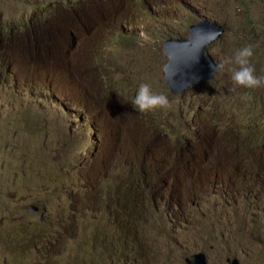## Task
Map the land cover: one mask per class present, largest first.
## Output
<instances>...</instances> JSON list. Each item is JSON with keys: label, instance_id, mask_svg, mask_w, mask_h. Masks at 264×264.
I'll return each mask as SVG.
<instances>
[{"label": "rangeland", "instance_id": "1", "mask_svg": "<svg viewBox=\"0 0 264 264\" xmlns=\"http://www.w3.org/2000/svg\"><path fill=\"white\" fill-rule=\"evenodd\" d=\"M107 1L0 0V24L6 29L0 32V223L7 228L18 214L28 217L18 219L21 223L41 221L40 212L22 205L43 203L39 188H46L50 199L49 219L31 226V243L16 251L35 249V264H50L46 254L52 242L67 254L68 264L76 253L81 256L76 264H184L196 250L207 254L210 264L232 258L264 264V220L254 233L250 220L245 225L230 206L248 185L244 198L264 192V132L251 126L247 133L242 125L253 107L260 104L264 114V88L233 91L222 68L210 81L172 97L168 107L140 113L131 103L138 85L161 88L168 57L158 39L147 44L139 39L142 20L126 26L108 22L122 11L104 17ZM131 1L156 6L143 22L152 36L156 30L184 32L185 23L199 16L221 21L230 33L211 48L216 64L251 44L259 53L252 63L256 74L264 75V0ZM61 6L65 14L57 25L39 23L56 19ZM90 21L129 48L115 53L127 72L99 78L88 59L72 64L79 53L68 61L69 42ZM27 24L33 33L23 37L17 27ZM25 52L31 59L48 57L33 85L23 84L36 72L30 60L19 67ZM224 144L230 155L224 156ZM148 155L153 160L141 167ZM33 166L39 179L27 185ZM81 208L79 219H100L96 229L76 227ZM142 208L154 224L145 223ZM146 224L152 232H144ZM94 237L92 263H85L81 247ZM13 245L0 237V264H11ZM112 251L126 256L118 262L101 258Z\"/></svg>", "mask_w": 264, "mask_h": 264}, {"label": "clouds", "instance_id": "2", "mask_svg": "<svg viewBox=\"0 0 264 264\" xmlns=\"http://www.w3.org/2000/svg\"><path fill=\"white\" fill-rule=\"evenodd\" d=\"M111 3L110 6H106L107 3ZM107 3L103 5L101 8L102 12L104 13V17L108 14L116 15L118 12L122 11L121 17L116 20L115 17L108 22L118 23L121 26H126L127 24H134L137 20H142V25L139 29V39H141L144 43H149L151 38H156L162 42V49L165 56L168 57L165 65L169 62V56L164 52V44L167 41H177L183 40V44L185 46H191L190 44H194L195 40L199 39L201 41V47L205 49L206 56L211 59L212 64L214 65V73L212 74V78L214 74L222 68H226L227 72L229 73V79L231 84L233 85V91L235 88H244V89H256V88H264V75L256 74V70L253 64L258 58V52L254 49V46L249 44L245 45L238 50H236L231 56H226L222 59L219 64H216L215 58L217 57L215 54L211 52V48L218 44L223 39L227 38L230 29L229 26L225 25L221 21H216L204 17H200L197 20L194 18L185 23L184 32L182 31H175L169 34V38L162 39V35L165 31L156 30L152 35L148 33V31L143 27V22L145 17L150 14L156 6L135 2L131 0H108ZM131 4H133V8H131ZM55 5V4H53ZM54 8V6L52 7ZM65 11V8L61 6L55 13H57V18L54 20L47 19L44 22H39L42 25H57L61 17ZM54 13V14H55ZM53 14V15H54ZM69 19H72L68 16ZM95 23L91 22L83 28L76 36L72 38V40L68 44L67 48V58L68 61L76 54L79 53L82 57H75V58H83L88 59L89 66L93 74L99 78H105L111 73H118V72H127L123 67L117 65V61L122 59V56H115L116 51L121 49V46L124 48L129 49L127 46L122 44L117 40V38L107 32L103 26H94ZM18 33L21 34L23 37L26 35H30L33 33L32 27L28 24L24 27H17ZM5 29L4 25L0 24V32H3ZM52 33V32H50ZM148 34L151 36L149 37ZM119 37V36H118ZM122 38V37H121ZM122 41V40H121ZM88 55H97V58H88ZM197 55L195 54L192 60H195ZM39 59V60H37ZM37 59H31L27 53L24 54L23 62L20 64L21 67L23 64L26 63L27 60L34 62L36 67V72L29 77H24L23 84L28 85L31 83L34 84V79H40L36 75L40 71L42 67L47 65L48 57H42ZM253 63V64H252ZM164 65V67H165ZM159 64L154 65V67H158ZM163 67V71H164ZM90 74V73H89ZM130 74V73H129ZM97 77H93L94 81H99ZM211 78V79H212ZM210 79V80H211ZM41 80V79H40ZM208 80V81H210ZM48 82H51L48 79ZM206 81H201L200 86ZM195 85H190L184 89L183 92H187L191 87ZM14 91L17 89L14 87ZM182 92V93H183ZM182 93L174 94L170 89L169 86L164 81L163 75V82L161 88H159L156 84L150 86L147 83H140L134 94V98L132 100V106L140 113H147L157 109H163L169 106V100L172 97H176ZM243 98V97H242ZM260 99H258V103ZM94 106L92 105H84V108L90 109ZM260 104L257 107H253L250 112H248L245 121H242V125L247 131V133H251V126L258 127L261 131L260 133L263 134L264 130V114L260 112ZM264 143V140H263ZM28 177V176H27ZM39 176L36 173V167L33 166L32 168V175L30 176L27 185H37L36 182L38 181ZM106 184V183H105ZM248 185V182H247ZM251 189V185H248L247 188L240 194L236 195L231 203V208L236 211L239 215L243 218L240 221H244L245 225L247 220H250V225L248 229L252 230L254 233H257V229L259 230V222L264 220V192L259 191L260 195L256 197H248L244 198V192ZM38 192L43 194V203H37L36 201H32L28 204L22 205L24 210L28 211L30 208L31 213H39L41 215V221H30L28 223H21L18 222V219L22 218L23 214H18L11 226L5 228L2 223H0V237L2 239L10 238L14 241L13 248L11 253L9 254L11 264H15L14 260H17V264H25L27 260L32 262L31 264H35L34 261L38 258V253L35 249H29L23 253V255H19L16 251L19 246H23L28 248V244L31 243L32 234L30 231L31 226H42L46 220H48V205L47 203L50 199L47 197L48 190L46 188H39ZM255 192V190H253ZM251 194V191L249 192ZM21 196L20 204L24 202L26 197ZM247 196V195H245ZM55 199V198H54ZM143 210V208H142ZM83 211L81 208L75 215V225L79 229H96L99 226L100 219H79L78 215L79 212ZM144 217L146 222L145 223H152L154 224L155 220L149 219L145 214L144 210ZM68 213L65 212L64 217H68ZM25 219L28 218L24 216ZM5 222V221H4ZM144 225L143 229L144 232H152V227L148 225ZM98 239L94 237L92 240V244L88 247H81L83 251V259L85 263H92L90 261V254L94 247L95 240ZM263 239V236L262 238ZM260 238L257 239L261 240ZM197 254H202L204 256L206 264H210L211 260L207 254H204L202 250H196V252L183 259L184 264H187L186 260H192V257ZM50 264H68L67 263V254H63L60 250L53 245V242L50 243V247L48 249V253L46 254ZM126 256L121 251H112L107 254L105 257L101 255V258L104 261H107L110 258H113L115 262H118V258ZM73 261H69V264H76L80 259V255L78 253L73 254ZM227 262L226 264L236 263L241 264L237 258L226 259L224 260ZM8 263V260L5 261V264ZM221 263V260L218 259L215 264ZM213 264V263H212Z\"/></svg>", "mask_w": 264, "mask_h": 264}, {"label": "water", "instance_id": "3", "mask_svg": "<svg viewBox=\"0 0 264 264\" xmlns=\"http://www.w3.org/2000/svg\"><path fill=\"white\" fill-rule=\"evenodd\" d=\"M183 40L167 41L164 44V52L169 56V62L165 65L164 81L174 93H182L185 88L195 85L197 82L208 81L212 78L214 65L201 47V41L195 40L191 46L182 45ZM195 60H192L194 55ZM187 264H206L204 256L197 254L192 260H186ZM236 264V263H231Z\"/></svg>", "mask_w": 264, "mask_h": 264}, {"label": "bare ground", "instance_id": "4", "mask_svg": "<svg viewBox=\"0 0 264 264\" xmlns=\"http://www.w3.org/2000/svg\"><path fill=\"white\" fill-rule=\"evenodd\" d=\"M193 11V10H192ZM71 62H72V64L73 65H75V66H77V60H76V58H74V59H72L71 60ZM84 63V62H83ZM79 66L81 67V65L79 64ZM31 69L33 70V72L35 71V69H36V67L34 66V67H31ZM32 72V73H33ZM41 72H45V70L43 69V70H41ZM89 74V73H88ZM219 141H222V139L221 138H219ZM224 149V156H227V155H230V154H228L226 151V144H224V147L222 148V150ZM218 153V152H217ZM149 156V160L148 161H145V158L143 159V161H141V167H144L145 165H147V163L149 162V161H151V160H153V157L151 156V155H148ZM140 160H142V158L140 159ZM133 164V163H132Z\"/></svg>", "mask_w": 264, "mask_h": 264}, {"label": "trees", "instance_id": "5", "mask_svg": "<svg viewBox=\"0 0 264 264\" xmlns=\"http://www.w3.org/2000/svg\"><path fill=\"white\" fill-rule=\"evenodd\" d=\"M245 17L248 19V23H251L252 25H253V23H255V21L252 19V13L251 12L247 11ZM252 25H247L246 28L254 30V26H252ZM166 38H169V34L164 32L162 35V39H166ZM155 189H156V187H154V190Z\"/></svg>", "mask_w": 264, "mask_h": 264}]
</instances>
